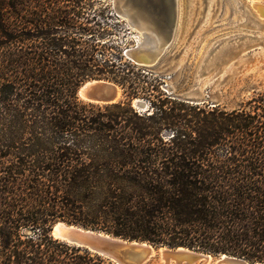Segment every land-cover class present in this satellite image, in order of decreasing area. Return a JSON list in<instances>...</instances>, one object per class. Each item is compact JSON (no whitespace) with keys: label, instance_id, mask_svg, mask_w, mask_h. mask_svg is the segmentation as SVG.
Wrapping results in <instances>:
<instances>
[{"label":"trees","instance_id":"1","mask_svg":"<svg viewBox=\"0 0 264 264\" xmlns=\"http://www.w3.org/2000/svg\"><path fill=\"white\" fill-rule=\"evenodd\" d=\"M97 2L0 0V264H113L54 238L58 221L264 264V97L162 91ZM93 79L124 99L81 100Z\"/></svg>","mask_w":264,"mask_h":264},{"label":"rangeland","instance_id":"2","mask_svg":"<svg viewBox=\"0 0 264 264\" xmlns=\"http://www.w3.org/2000/svg\"><path fill=\"white\" fill-rule=\"evenodd\" d=\"M97 3L98 7L110 6V19L115 25L112 40L123 53L129 49L126 58L149 73L145 80L150 74L161 79L162 91L226 110L245 107L250 99L264 97V17L255 7L264 6V0H177L171 42L153 63H138L136 45L143 43V38L117 15L115 0ZM98 84L114 85L119 101L124 99L116 83L102 80ZM135 100L142 102L138 104L145 111L147 100L142 95L133 97L132 104ZM216 257L212 256L213 261Z\"/></svg>","mask_w":264,"mask_h":264},{"label":"water","instance_id":"3","mask_svg":"<svg viewBox=\"0 0 264 264\" xmlns=\"http://www.w3.org/2000/svg\"><path fill=\"white\" fill-rule=\"evenodd\" d=\"M177 0H115L117 15L137 30L143 43H138V63L155 62L169 46L175 27ZM129 52L125 50V55ZM149 53H151L149 55ZM102 80H90L78 89L79 98L90 103L105 105L119 101L118 90L113 85L98 84ZM87 86L86 84H91ZM110 84V83H108ZM84 93V97L81 96ZM191 102H194L191 100ZM136 109L144 111L139 104ZM60 225L54 235L56 225ZM52 236L70 245L94 253L113 264H206L208 253L186 247H154L145 241H129L111 234L58 221L52 228ZM56 236V237H55ZM213 259V258H212ZM215 262L249 264L244 259L220 254ZM262 264V263H253Z\"/></svg>","mask_w":264,"mask_h":264},{"label":"bare ground","instance_id":"4","mask_svg":"<svg viewBox=\"0 0 264 264\" xmlns=\"http://www.w3.org/2000/svg\"><path fill=\"white\" fill-rule=\"evenodd\" d=\"M254 4H255V3H254ZM255 7L257 8V12L260 13V15L264 17V6H262V5H255ZM150 54H151V53H149V55H150ZM86 85H87V86H90V85H92V83H91V84H86ZM81 96L84 97V93H83V92H81ZM138 103L141 104L142 102L139 101V100H135V101L133 102V106H134V107H137L136 105H137ZM59 228H60V225H59V224L56 225V227H55V231H54V235L57 234ZM55 237H56V236H55ZM172 264H173V263H172ZM182 264H183V263H182ZM206 264H234V263H228V262H219V263H217V262L213 261V259H212L211 257H209L208 262H207Z\"/></svg>","mask_w":264,"mask_h":264}]
</instances>
